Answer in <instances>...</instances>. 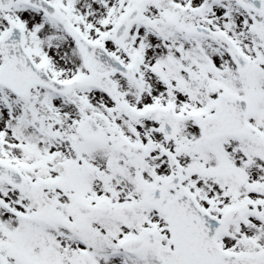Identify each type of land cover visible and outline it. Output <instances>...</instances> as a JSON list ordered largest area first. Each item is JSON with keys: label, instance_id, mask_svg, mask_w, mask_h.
Listing matches in <instances>:
<instances>
[{"label": "snow or ice", "instance_id": "obj_1", "mask_svg": "<svg viewBox=\"0 0 264 264\" xmlns=\"http://www.w3.org/2000/svg\"><path fill=\"white\" fill-rule=\"evenodd\" d=\"M0 264H264V0H0Z\"/></svg>", "mask_w": 264, "mask_h": 264}]
</instances>
